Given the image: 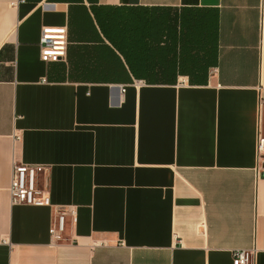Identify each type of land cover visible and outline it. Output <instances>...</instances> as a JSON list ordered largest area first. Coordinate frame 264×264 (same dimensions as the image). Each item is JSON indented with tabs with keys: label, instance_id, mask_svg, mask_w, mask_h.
I'll return each instance as SVG.
<instances>
[{
	"label": "crops",
	"instance_id": "crops-1",
	"mask_svg": "<svg viewBox=\"0 0 264 264\" xmlns=\"http://www.w3.org/2000/svg\"><path fill=\"white\" fill-rule=\"evenodd\" d=\"M260 96L264 0H0V264H264ZM16 161L75 208L60 243Z\"/></svg>",
	"mask_w": 264,
	"mask_h": 264
},
{
	"label": "built area",
	"instance_id": "built-area-1",
	"mask_svg": "<svg viewBox=\"0 0 264 264\" xmlns=\"http://www.w3.org/2000/svg\"><path fill=\"white\" fill-rule=\"evenodd\" d=\"M68 30L64 26H44L40 37V54L44 62H59L67 60ZM142 82V80H138ZM137 82V83H138ZM124 91L125 88H122ZM264 97L258 100V129L256 141L257 166L256 173L264 174ZM48 167L44 164H30L16 161L13 166L12 179L9 187L12 204H27L35 206H52L54 220L51 224V243L58 244L64 239L67 229V216H75L73 206L53 205L51 193L39 181L40 174ZM254 252L250 249H236L233 252V264H252Z\"/></svg>",
	"mask_w": 264,
	"mask_h": 264
}]
</instances>
